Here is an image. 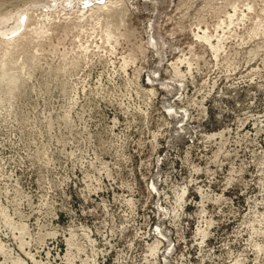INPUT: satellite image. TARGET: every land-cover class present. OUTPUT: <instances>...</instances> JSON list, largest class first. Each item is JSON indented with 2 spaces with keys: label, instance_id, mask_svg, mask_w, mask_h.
I'll use <instances>...</instances> for the list:
<instances>
[{
  "label": "rangeland",
  "instance_id": "obj_1",
  "mask_svg": "<svg viewBox=\"0 0 264 264\" xmlns=\"http://www.w3.org/2000/svg\"><path fill=\"white\" fill-rule=\"evenodd\" d=\"M0 264H264V0H0Z\"/></svg>",
  "mask_w": 264,
  "mask_h": 264
}]
</instances>
